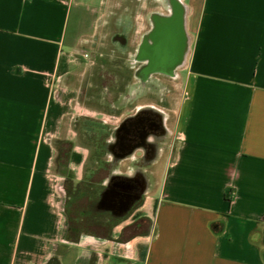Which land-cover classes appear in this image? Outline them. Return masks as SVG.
I'll return each instance as SVG.
<instances>
[{
	"label": "crops",
	"instance_id": "0c3cea01",
	"mask_svg": "<svg viewBox=\"0 0 264 264\" xmlns=\"http://www.w3.org/2000/svg\"><path fill=\"white\" fill-rule=\"evenodd\" d=\"M152 1L0 0V264H264V0H178L190 45L172 155L128 214L94 206L140 156L106 145L150 105L121 102L140 64L111 40L114 17L135 4L140 29Z\"/></svg>",
	"mask_w": 264,
	"mask_h": 264
},
{
	"label": "flooded vegetation",
	"instance_id": "af4514ba",
	"mask_svg": "<svg viewBox=\"0 0 264 264\" xmlns=\"http://www.w3.org/2000/svg\"><path fill=\"white\" fill-rule=\"evenodd\" d=\"M163 4L160 7L157 0L152 1L145 25L140 29L135 21V4L114 17L116 30L111 40L117 50L129 53L140 64L139 80L126 89L121 102L132 101L149 88L156 89L164 80L174 79L184 70L190 45L189 9L178 0H165ZM133 35L139 37L136 45L131 43ZM168 134L164 111L154 105L140 107L135 115L127 117L115 131V140L106 146L113 147L117 154L140 153L135 159L136 169L133 175L111 178L94 206L111 207L122 216L131 212L141 202L146 187L147 170L143 167L158 160L162 147L170 146Z\"/></svg>",
	"mask_w": 264,
	"mask_h": 264
},
{
	"label": "rangeland",
	"instance_id": "374dc122",
	"mask_svg": "<svg viewBox=\"0 0 264 264\" xmlns=\"http://www.w3.org/2000/svg\"><path fill=\"white\" fill-rule=\"evenodd\" d=\"M185 70L178 72V75L174 79L164 80L162 85H158L157 88H149L148 90V102L150 105H154L161 108L164 111V115L167 118L168 138L167 142L170 146L162 147L163 151L158 158L159 165L163 166L165 162L171 157L173 152L172 144L179 136L175 130V121L180 108V105L184 98L187 96V88L185 84ZM115 106V105H114ZM113 107V106H111ZM156 164L150 165L147 168V177H154L159 175ZM156 168V169H155ZM162 177V174L160 178Z\"/></svg>",
	"mask_w": 264,
	"mask_h": 264
},
{
	"label": "trees",
	"instance_id": "16d2710c",
	"mask_svg": "<svg viewBox=\"0 0 264 264\" xmlns=\"http://www.w3.org/2000/svg\"><path fill=\"white\" fill-rule=\"evenodd\" d=\"M62 185L65 194L74 198L80 197V187H81L80 185L74 187L72 181L68 178H65L63 180ZM47 264H58V263L55 258H52V260H50V262H48Z\"/></svg>",
	"mask_w": 264,
	"mask_h": 264
},
{
	"label": "water",
	"instance_id": "95a60500",
	"mask_svg": "<svg viewBox=\"0 0 264 264\" xmlns=\"http://www.w3.org/2000/svg\"><path fill=\"white\" fill-rule=\"evenodd\" d=\"M111 200L113 201L114 199H113V198H111Z\"/></svg>",
	"mask_w": 264,
	"mask_h": 264
}]
</instances>
